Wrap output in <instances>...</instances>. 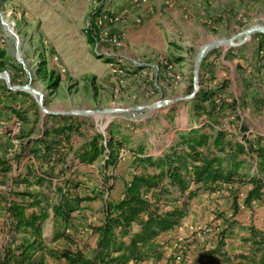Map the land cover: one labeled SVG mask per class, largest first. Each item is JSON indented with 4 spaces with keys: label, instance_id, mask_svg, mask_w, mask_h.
Masks as SVG:
<instances>
[{
    "label": "rangeland",
    "instance_id": "obj_1",
    "mask_svg": "<svg viewBox=\"0 0 264 264\" xmlns=\"http://www.w3.org/2000/svg\"><path fill=\"white\" fill-rule=\"evenodd\" d=\"M100 8L102 14L92 19V13ZM254 27L264 28V0H0V47L15 65H2L0 60V158L9 168L7 173H0V247L8 241L6 209L12 191L25 188L16 180L27 176L34 183L30 174L51 167L48 162L23 155L22 143L38 139L54 127L71 121L82 123L80 133L72 132L69 141L61 140V152L70 160L72 151L94 134L105 133L108 138L112 127L130 134L137 129L138 135L145 138L156 136L163 120L180 117L188 110L191 113L195 96L188 97L196 86L199 89L202 83L206 89H214L227 81L229 87L217 99L223 111L216 116V128L223 129L229 141L242 143L245 137L247 146L260 144L264 139V107L259 108L251 99L252 94L264 99V75L257 73L259 64L254 55L260 32L242 43L245 32ZM91 30L95 40L87 49L102 61L101 69L95 76L71 75L56 53L57 42L72 36L87 38ZM228 40L238 46L210 48L203 57L207 58L205 68L202 60L195 77L203 47ZM4 72L9 73V81ZM58 75L59 86L51 89L50 82ZM26 85L43 94L42 104L59 113L57 118L42 110L39 97L32 92L10 89ZM244 95L248 98L242 102ZM233 101L238 105L230 106ZM8 106L21 111L26 120H18ZM87 110L110 113L61 114ZM201 121L189 124L187 129L199 126ZM158 131L156 139L161 141L162 134L168 131ZM125 150L115 165L106 166V154L92 165L75 163L77 175L72 179L81 183L77 193L91 200L84 201L79 213L75 212L72 232L88 247L87 252L97 241L92 227L103 221L106 202L120 197L123 184L136 171L131 150ZM151 153L161 156L164 151L159 155ZM51 165L55 167L56 186L64 184L70 174L59 173L61 164L56 160ZM255 166V159H249L250 173ZM236 185L238 188L220 185L212 191H200L188 200L184 205L187 215L176 231L170 238V232L159 238L158 244L165 252L161 264H188L186 257L196 260L203 250L217 245L221 233H226L225 250L243 249L241 235L249 233L248 227H264V203L247 205L250 186ZM30 189L39 188L32 185ZM168 189L170 192L164 195L158 190L149 191L146 197L160 209L182 206L186 196ZM43 190L52 191L49 187ZM236 218L246 225L238 223L229 232L228 224L239 222ZM44 235L51 248L68 247L61 241L50 242L51 220L45 223ZM177 256L183 259L178 261ZM47 264L57 261L48 258Z\"/></svg>",
    "mask_w": 264,
    "mask_h": 264
},
{
    "label": "trees",
    "instance_id": "obj_2",
    "mask_svg": "<svg viewBox=\"0 0 264 264\" xmlns=\"http://www.w3.org/2000/svg\"><path fill=\"white\" fill-rule=\"evenodd\" d=\"M102 12L103 8L94 11L92 19L98 18ZM257 37L259 42L254 51L259 64L257 73L264 75V34L259 33ZM94 40V31L91 30L87 33V41L93 45ZM0 60L2 65L15 66L1 47ZM206 60H203L204 68ZM60 81V76H56L51 80L50 88H57ZM200 84L191 107L194 118H203L200 125L180 131L178 140L161 156L152 155L143 145L129 147L130 137L111 129L108 138L100 133L91 136L73 150V158L67 160L61 152V140L69 141L72 132L80 133L81 121L54 127L38 139L23 142V155L32 156L41 163L48 162L51 167L30 174L34 183L29 182L27 176L16 180L25 188L13 190L7 204L8 241L0 247V264H47L48 258L55 259L57 264H161L165 252L158 244L159 238L181 224L187 215L184 205L200 191H212L223 184L245 183L250 186L245 203H264V139H260L257 146L250 144L248 147L229 141L225 131L216 128L219 124L216 116L223 111L217 99L222 97L229 83L224 81L214 89H206ZM247 98L244 95L242 102ZM251 99L259 108L264 107V99L260 95L252 94ZM231 105L237 106L238 101ZM10 109L18 120H26L21 111ZM51 117L57 118L58 115ZM26 136L28 134L21 138ZM244 141L248 142L245 137ZM125 147L134 156L136 171L130 181L125 182L122 198L106 202L103 221L92 227L97 236L96 246L87 252L88 247L82 245L72 232L75 212L84 201L91 200L90 196L77 193L81 183L72 179L77 175L75 166L92 165L103 154H106V166L115 165L120 150ZM252 158L257 161V170L250 173L247 163ZM54 160L61 164L59 173L70 174L59 186L54 183L55 167L51 165ZM8 169L7 162L0 158V173L5 174ZM32 185L39 189L32 191ZM46 187L53 193L44 191ZM170 187L186 196L182 206L164 210L146 197V193L152 190L167 194ZM48 220L53 226L50 242L61 241L68 247L62 250L50 247L44 235ZM235 224L231 221L228 227ZM248 232L242 238L241 252H227L226 233H221L215 247L203 250L196 260L188 264H264V227L250 226Z\"/></svg>",
    "mask_w": 264,
    "mask_h": 264
},
{
    "label": "crops",
    "instance_id": "obj_3",
    "mask_svg": "<svg viewBox=\"0 0 264 264\" xmlns=\"http://www.w3.org/2000/svg\"><path fill=\"white\" fill-rule=\"evenodd\" d=\"M90 46L91 45L88 43L86 37L82 36L79 39L77 36H72L69 38H64L59 43L57 42L55 50H56L57 55H59L60 57L61 63L63 64V66H66L70 70L71 75H83L84 74L88 76H95L98 74L99 70L101 69L102 61L98 57H96L93 53H91L89 49H87V47L89 48ZM10 107H9V111H11ZM199 120H202V119H199ZM199 120H195L194 117L189 112V110L186 111V113H180V117L177 115L175 117L168 118V120H163L162 128L158 130L160 132H164V130L166 129L168 132L162 134L160 138L161 141L156 139L158 130L156 131V136L154 135L153 137H150V138H145L141 135H138L137 129L134 130V132L131 134L128 131H127L128 133H125V131H119L118 129L117 131H118V134L120 135H128L130 137L131 143L129 144V147L136 146V145H143L144 147L147 148V150L150 153L154 151V154H156L155 152L157 153L160 151L165 152L168 149V146L171 145L172 142L174 143L175 139L178 138V133L180 131H184L185 129H187V126L189 124H193V125L197 124L196 121H199ZM112 129L114 128L112 127ZM151 154L153 155V153ZM130 179L131 177L128 180H126V182H129ZM124 184H123V188H124ZM222 186H228L231 189L238 188V185L236 184L235 185H224L223 184ZM122 193H123V189L121 190L120 197L116 201L122 198ZM149 193L151 194V192ZM256 203L257 202H253V204H256ZM77 213L79 212L77 211ZM75 216H78V214H76ZM236 220L239 221V222H236V224L240 223L239 219L236 218ZM100 224L101 223L97 225H100ZM236 224L233 227H231V229H229V232H233L232 228H234ZM240 224L246 225L245 223H240ZM175 231L176 229H174L169 234H167L169 238L172 236V234ZM247 235L242 234L241 236L245 237ZM215 245L216 244H214L213 246L209 248H213L215 247ZM95 246H96V243L92 248H94ZM242 250L243 249H240V250L236 249L233 252L229 250L228 251L226 250V251L229 252L230 254H237L241 252Z\"/></svg>",
    "mask_w": 264,
    "mask_h": 264
},
{
    "label": "water",
    "instance_id": "obj_4",
    "mask_svg": "<svg viewBox=\"0 0 264 264\" xmlns=\"http://www.w3.org/2000/svg\"><path fill=\"white\" fill-rule=\"evenodd\" d=\"M254 32H260L262 34H264V28L263 27H254V28H251L249 30H247L245 32V39L242 43H244L245 41H247V39L254 33ZM240 43V44H242ZM230 45V46H238V44H235L232 42V40H228V41H216V42H212L210 44H207L206 46L203 47V49L201 50L199 56H198V59H197V62H196V67H195V77H197L198 75V70H199V66L203 60V57L205 56V53L212 47L214 46H217V45ZM239 44V45H240ZM18 59L21 61V63L23 64L24 68H25V64L24 62L22 61V58H21V55L18 54ZM25 70L27 71V69L25 68ZM6 77H7V81H9V73L8 72H4ZM0 78H1V75H0ZM195 81H197V79H195ZM10 89H13V90H28L30 92H32L34 95L38 96L39 99H40V105H41V108L42 110L45 112V113H48L50 115H59V113H56V112H52V111H49L47 110L44 105L42 104L43 103V94L39 91H37L36 89L32 88L30 85H26V86H22V87H10ZM198 88L197 86L195 87L194 89V94L191 95L190 97L188 98H192L194 97L197 92H198ZM159 106V105H158ZM141 109V108H139ZM103 114V113H110V111H82V112H65V113H61V114H69V115H80V116H88V115H95V114Z\"/></svg>",
    "mask_w": 264,
    "mask_h": 264
},
{
    "label": "built area",
    "instance_id": "obj_5",
    "mask_svg": "<svg viewBox=\"0 0 264 264\" xmlns=\"http://www.w3.org/2000/svg\"><path fill=\"white\" fill-rule=\"evenodd\" d=\"M103 135H104V137L106 138L105 133H104ZM177 140H178V138L175 139V141H177ZM105 143H106V141H105ZM242 144H244L245 147H248V146L246 145L245 142H242ZM171 145H172V144H171ZM171 145H169L168 147H170ZM125 151H126L125 148L121 149L120 152H119V155L122 156V155H123V152H125ZM255 165H256V166H255V167H256L255 171H256V170H257V161H256V159H255ZM178 193H179V192H178ZM188 258H189V257H186L185 260L187 261V263H191L192 261L189 260ZM182 259H183L182 257L177 256V260H178V261H180V260H182Z\"/></svg>",
    "mask_w": 264,
    "mask_h": 264
},
{
    "label": "bare ground",
    "instance_id": "obj_6",
    "mask_svg": "<svg viewBox=\"0 0 264 264\" xmlns=\"http://www.w3.org/2000/svg\"><path fill=\"white\" fill-rule=\"evenodd\" d=\"M6 25H7L8 27H11L12 23L9 22V21H7V22H6ZM17 39H19V38H17ZM18 42H19V41H18ZM6 78H7V77H6Z\"/></svg>",
    "mask_w": 264,
    "mask_h": 264
}]
</instances>
